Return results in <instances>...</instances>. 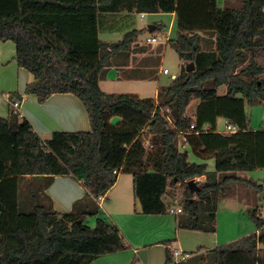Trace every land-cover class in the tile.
Returning a JSON list of instances; mask_svg holds the SVG:
<instances>
[{"label":"trees","instance_id":"obj_1","mask_svg":"<svg viewBox=\"0 0 264 264\" xmlns=\"http://www.w3.org/2000/svg\"><path fill=\"white\" fill-rule=\"evenodd\" d=\"M241 1L229 9L217 0H0V41L14 43L16 64L33 75L25 92L39 103L71 93L90 123L89 131L41 139L13 110L0 116V264H91L129 248L117 226L98 216L99 199L119 172L132 175L134 197L147 215L167 213L162 196L175 182L183 184L176 226L207 233L215 232L217 204L230 181L258 187L236 172L264 168V129H249L244 109L245 102L264 104V66L257 61L264 55V0ZM120 11L174 12L177 37L167 42L194 70L181 66L155 98L103 92L99 80L110 58L137 34L128 31L114 43L99 39L100 14ZM112 117L120 119L113 124ZM220 118L236 131L219 132ZM189 151L204 162H189ZM204 174L191 192L186 180ZM64 175L82 182L86 193L58 212L45 189ZM247 214L256 230L264 229L258 208ZM88 215L98 216L93 227L84 224ZM188 254L174 261L165 248V264H264V231Z\"/></svg>","mask_w":264,"mask_h":264},{"label":"rangeland","instance_id":"obj_2","mask_svg":"<svg viewBox=\"0 0 264 264\" xmlns=\"http://www.w3.org/2000/svg\"><path fill=\"white\" fill-rule=\"evenodd\" d=\"M217 5L220 8H239L242 5L241 0H217ZM161 19L163 25L159 27L158 31L150 32L147 25L151 24L155 19ZM135 27L140 29L138 38L145 44L146 37L155 35L158 37L157 43L154 45L156 57L154 61L142 63L145 65H152L154 69V77L150 81L145 83L139 82H125L116 80H106L100 82V89L106 93L117 94H135L138 98H154V89L156 85L159 88L168 86L171 83L172 78L177 75L181 69V66L187 64L185 60H181L177 52L171 47L167 39H175L177 37L176 20L171 22L170 16H155L152 13H148L144 18H139V15L135 19ZM168 34V38L164 39L162 35ZM0 47L9 48L8 55L10 56V62H4L0 64V111H6V104L2 98V93L7 91L9 85H12L13 78H8L9 73L14 74L12 66L16 65L14 59V53L12 54L15 45L12 41H0ZM257 61L264 66V55L257 57ZM163 69L167 70V73H163ZM104 77V76H103ZM102 77V80H103ZM226 91L225 86L217 88V94L222 95ZM197 101H193L187 108L186 113L192 115L194 106ZM245 114L248 120V126L253 129L264 128V104L257 102L249 103L245 102L244 105ZM6 117V116H5ZM119 117H112L111 122L113 124L119 121ZM225 119L220 118L218 121V130L222 131L224 128ZM148 139L144 140V144H147ZM188 161L200 163L204 162L197 157L191 151L188 152ZM207 170H214V160L212 158L206 159ZM243 175H246L248 179L252 178V182L258 185V187H249L243 182H239L241 190L244 194L237 191L236 199L230 192H227L225 201H219L216 210L215 219V232L207 233L202 231H192L187 229H179L176 226V215L171 213H163L154 217H133V222L126 223L121 228V234L126 238L133 239L132 248L121 250L117 253H111L100 258H96L91 264H165V248L167 243L172 241H179L180 245L184 248L179 249L181 251L180 256H173L174 261H179L182 257V253H191L199 248V245H206L207 247L220 246L222 244L230 243L235 239H238L250 231L255 230V226L250 220L247 210L244 209L242 201L245 200L244 195L247 191L257 192L259 202L264 201V168H255L248 171H243ZM121 177L126 178V174H121ZM195 179V178H192ZM62 180L57 181L56 184H62ZM188 180H186L187 182ZM64 184V183H63ZM201 184L197 182V185ZM237 184V183H236ZM232 195V196H231ZM186 197V188L183 184L175 182L167 188L166 193L163 195V200L167 206H180L183 207V201ZM223 198V197H222ZM221 198V199H222ZM136 200V199H135ZM137 205L139 202L136 200ZM68 211V210H64ZM99 217H105L103 211L98 214ZM97 215H88L84 217V224L93 227L96 223ZM146 218V219H145ZM109 221V218H107ZM209 243V244H208ZM215 243V244H214ZM213 245V246H212ZM133 248L137 249L136 252ZM197 253V252H196ZM200 252V254H204ZM199 254V253H198ZM183 259V258H182Z\"/></svg>","mask_w":264,"mask_h":264},{"label":"crops","instance_id":"obj_3","mask_svg":"<svg viewBox=\"0 0 264 264\" xmlns=\"http://www.w3.org/2000/svg\"><path fill=\"white\" fill-rule=\"evenodd\" d=\"M144 13V12H141ZM140 13H131L126 11H120L116 13H102L100 14L101 24H100V31L98 33V37L102 42L106 43H114L120 41L123 35L131 30H136L137 34L133 38L132 42L128 45L126 50L118 51L114 54L110 60L111 64L103 73V80L102 78L99 80V85L101 81L106 80H116V81H124L125 82H139L145 83L150 81L149 78H153L154 74L153 64L152 65H145L142 62H149L154 61V57H156L155 53V45L154 44H145L142 40L138 38V34L140 29L135 27V19L136 16ZM148 13H145L143 17L139 15V18H144ZM155 16H170L171 22L176 20V15L174 12L171 13H164V12H157L152 13ZM163 25L161 19H155L151 24L152 31L155 32L159 30V27ZM167 34V33H166ZM204 36V39L209 38V36L205 34H201ZM155 36V35H151ZM150 37V36H148ZM147 38V37H146ZM170 39V38H168ZM213 40V38H211ZM205 42V41H204ZM204 42L202 44L204 45ZM206 47V44L205 46ZM9 48L0 47V64L7 62L9 63L10 56L8 55ZM15 57V48L12 51ZM15 59V58H14ZM17 65V64H16ZM12 71L14 74L9 73L8 78H13L12 85H9L7 91L2 93V98L6 104V111L1 112L0 116L7 117L10 110H12L9 102L7 101V97L10 98L14 97L20 100V106L18 111L20 113V117L27 119L34 132H36L41 139H47L50 135L55 131H65V132H75V131H89L90 130V123L87 116V113L82 105L81 101L71 93H53L51 94L44 102L39 103L34 95L27 94L25 92V86L33 81V75L26 71L25 69L17 66H12ZM145 75L146 78H142ZM106 79V80H105ZM224 86V85H223ZM226 88V87H225ZM159 85H156L154 89V96L156 97L157 92L159 90ZM135 95V94H134ZM137 96V95H136ZM154 97V98H155ZM197 104V103H196ZM195 108V106H194ZM194 113V111H193ZM189 115V116H193ZM219 121V119H218ZM218 121L216 124L218 130ZM229 122L225 120L224 128L222 131L219 132H228L225 130L226 125ZM231 124V123H229ZM232 125V124H231ZM234 126V125H232ZM236 131V126H234ZM249 129H251L248 126ZM264 128L252 130H260ZM213 171V170H212ZM208 171L207 172H212ZM243 171L236 172V175L243 178L248 179L246 175L242 174ZM121 174H126L127 177H121ZM63 180L62 184H56L57 181ZM206 179V175H202L200 177H195V181L197 182H204ZM252 178H250V181ZM64 183V184H63ZM237 183V184H236ZM229 190L231 194L237 199L238 196L236 195L237 191L241 194H244L241 190V185L239 182L230 181L228 184ZM45 193L50 197L53 203L54 210L58 212H62L64 210H70L72 207V203L83 197L86 193V189L84 188L82 182L76 181L69 175L64 176H56L54 177L52 183L45 189ZM231 195V196H232ZM227 197V195H225ZM220 198L219 201H225L226 197ZM163 197V196H162ZM245 200L242 201L244 209L248 210L251 208H258L262 216H264V210L261 207L263 202H259L258 193L247 191L244 195ZM133 194V178L132 175L129 173H122L119 172L117 180L115 184L99 199L98 204L100 205L102 211L105 213V218H109V221L117 226L121 234V228L126 223L133 222L136 220V217H154L157 215H147L142 214L140 212V205H137ZM218 201V202H219ZM170 207V206H168ZM175 207V206H173ZM135 217V220L132 218ZM145 218V219H146ZM133 220V221H132ZM264 231V229L250 231L252 234L256 232L260 234ZM245 235V236H246ZM125 244L132 248L133 239L126 238L123 234H121ZM243 237V236H242ZM236 240V239H235ZM209 244V243H208ZM215 244V243H214ZM166 248L170 249H179L184 248L183 245H180L179 241H172L171 243L166 244ZM199 245V248L192 251V252H204L211 247H207L206 245ZM213 246V245H212ZM216 247V246H214ZM212 247V248H214ZM133 251L136 252L137 249L133 248ZM173 252V251H172ZM182 257L187 255L188 253H182ZM109 255V254H107ZM106 256V255H103ZM180 256V255H179ZM102 257V256H100ZM98 257V258H100ZM175 257V256H174ZM187 258V257H186ZM180 259V260H181Z\"/></svg>","mask_w":264,"mask_h":264},{"label":"built area","instance_id":"obj_4","mask_svg":"<svg viewBox=\"0 0 264 264\" xmlns=\"http://www.w3.org/2000/svg\"><path fill=\"white\" fill-rule=\"evenodd\" d=\"M139 15L141 17H143L145 15V13H140ZM162 36H163L164 39H167L168 38V34H165V35H162ZM157 38L158 37H156V36L147 37L146 38V42L149 43V44H155V43H157V40H158ZM162 72L163 73H167V70L166 69H163ZM7 101L9 102V104H10L13 112L17 113L18 116H21L20 113H19V111H18V108L20 106V100H18L17 98H14V97L10 98L8 96L7 97ZM225 130L228 131V132H231V131H234L235 128H234V126H232L231 124L228 123L226 125V127H225ZM144 145L147 148H150L151 147V145L149 144V142H147V144H144ZM113 173L118 174V172L116 170H114ZM181 212H182V207H180V206H175V207L170 206L168 208V213H171V214H175L176 215V214H179ZM172 251H173V254H174L175 257L181 255V252H179L177 249H173ZM186 257H188V256L187 255L183 256V259L186 258Z\"/></svg>","mask_w":264,"mask_h":264},{"label":"water","instance_id":"obj_5","mask_svg":"<svg viewBox=\"0 0 264 264\" xmlns=\"http://www.w3.org/2000/svg\"><path fill=\"white\" fill-rule=\"evenodd\" d=\"M153 28H151V26H148V30L149 31H152ZM194 70V64L193 62H188L186 65H185V71L186 72H190V71H193ZM189 190L191 192L195 191L198 189V185L196 183V181L194 179H190L186 182Z\"/></svg>","mask_w":264,"mask_h":264}]
</instances>
